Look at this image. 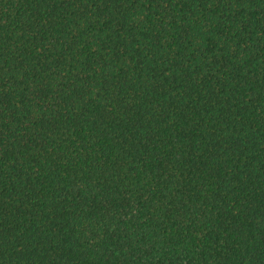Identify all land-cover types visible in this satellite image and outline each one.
Segmentation results:
<instances>
[{
    "label": "trees",
    "instance_id": "1",
    "mask_svg": "<svg viewBox=\"0 0 264 264\" xmlns=\"http://www.w3.org/2000/svg\"><path fill=\"white\" fill-rule=\"evenodd\" d=\"M0 264H264V0H0Z\"/></svg>",
    "mask_w": 264,
    "mask_h": 264
}]
</instances>
